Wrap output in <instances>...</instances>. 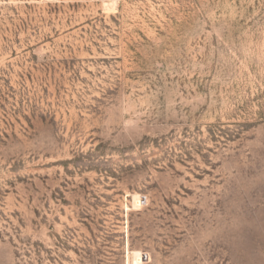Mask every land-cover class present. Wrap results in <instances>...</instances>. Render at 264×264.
<instances>
[{"label": "rangeland", "instance_id": "obj_1", "mask_svg": "<svg viewBox=\"0 0 264 264\" xmlns=\"http://www.w3.org/2000/svg\"><path fill=\"white\" fill-rule=\"evenodd\" d=\"M0 264H264V0H0Z\"/></svg>", "mask_w": 264, "mask_h": 264}]
</instances>
